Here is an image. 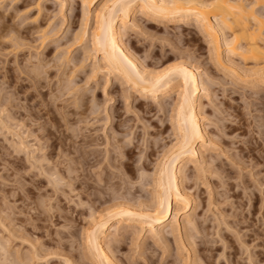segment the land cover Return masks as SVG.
<instances>
[{"label":"rangeland","instance_id":"374dc122","mask_svg":"<svg viewBox=\"0 0 264 264\" xmlns=\"http://www.w3.org/2000/svg\"><path fill=\"white\" fill-rule=\"evenodd\" d=\"M104 2L100 0L96 7ZM59 6V2L53 0L44 3V12L53 19L51 23H55L54 27L60 25V30L49 36L54 49L69 37L70 22L73 19L81 21L80 0H65L62 8ZM133 15L126 22L122 40L140 66L154 73L184 64L199 74L205 91L198 93V119L205 130V141L196 145L199 153L188 161L184 176H178L180 190L190 197L191 203L189 206L183 202L176 205V239L166 227L165 240L157 242L155 238L146 237V226L141 229L133 224L135 226L126 231L125 226L120 225L121 233L114 243L111 228L106 243L113 248L116 264H264V87L258 88L255 76H231L227 70L217 67L193 20L161 23L139 11ZM60 47L56 53L67 49ZM84 48L85 43L75 49L71 57L82 56ZM8 53L11 52L0 49V264H93L95 262L85 250L84 234L94 220L109 211H117L119 204L124 202L136 209H145L151 204L153 187L149 180L163 155H168L177 142V134L169 121L176 98L174 90L155 98L140 96L113 75L106 83L105 70L97 71L96 79L88 84L76 85L81 93L86 92L84 99L88 102L84 101L88 106L94 104L90 102L93 96L100 108L98 115L87 112L82 117L87 118L86 121L91 119L89 122L75 124L74 129L72 126L67 131L70 135L66 143L76 141L75 146L90 153L85 157L93 159L96 167L83 164L82 171L74 173L82 184L89 183L86 188L81 185L72 189L67 180L58 186L53 183L55 187H52L47 176L41 180L30 176L34 169L30 167L34 163L31 157L40 158L48 150L46 145L50 140L42 136L51 126L47 124V115L34 121L35 117L30 114L34 116L38 112L39 115L43 109H50L58 118L61 112L70 116L58 108L65 97L59 99L56 94L46 92L42 104H36L40 98H29L30 88H26L24 94V89L21 91L18 83H14L15 79L25 76L15 72L14 67V60L21 62L23 58L15 59ZM100 58L97 54L96 61ZM87 62L86 68L90 70L94 60ZM176 83L175 79L171 87ZM121 95L125 98L121 99ZM117 98L122 103L117 104ZM47 103H51L50 108ZM114 110L120 117L113 115ZM108 114L113 122L111 117L106 121ZM93 118H100V121H93ZM28 120L33 121L32 125ZM42 121L46 129L39 128ZM1 122L5 125L9 122L10 128L21 133L32 146L27 155L15 149L17 138L8 133ZM27 122L31 126H26ZM18 123L17 128L14 125ZM81 135L88 136L89 140H80ZM70 144L66 145V150L76 151L77 148L74 150ZM38 145L44 150H36L33 154L31 149H37ZM133 145L131 155H125L124 151ZM17 156L21 159L19 165L15 160ZM114 159L117 163L127 162L128 166L124 168L119 163L118 166Z\"/></svg>","mask_w":264,"mask_h":264},{"label":"bare ground","instance_id":"6f19581e","mask_svg":"<svg viewBox=\"0 0 264 264\" xmlns=\"http://www.w3.org/2000/svg\"><path fill=\"white\" fill-rule=\"evenodd\" d=\"M48 1L0 0V49H7L15 59L19 56L23 58L21 62L14 60L16 61V65H14L16 68L15 72H18L19 75L22 73L25 75L22 76L23 78L15 79L14 83H18L17 88L20 90L24 89L23 91L26 88H30L31 92L28 94V97L40 98V102L36 103L38 105L42 104L46 92L53 94V96L56 94V97L58 96L59 99L65 97L62 105H59L60 107L58 108L63 113L65 111L70 113V116H66V114L64 116L61 112L60 118H58L54 114V102L53 106L51 105L54 113L50 109H43L44 112L41 111L42 114L39 113L38 115V112H33L36 115L32 113L34 116H31L30 111L32 108L28 111L30 117H35L33 118L34 121L47 115L49 121L47 124L51 125V130H46V133L42 136H46L44 138H47V141L48 139L50 140L46 145L48 150L43 155H40V158L35 159L33 156V158L31 157V160L34 159V161L32 160L34 163L29 166H34V169L30 176H37L39 180L47 176L51 180L49 182L52 183V187H55L53 183L58 186L64 180L65 182L67 180L68 187L72 189L81 187V185L86 188L89 185V183L86 185L85 182L82 184L79 176L74 175V173L82 171L83 164L90 166V168L96 167L93 159L90 160V158L85 157L86 154L88 156L90 153H87L85 150L83 152L80 147V150H78L79 148L75 146L76 141L74 144L71 142L73 149L77 148L76 151L72 149V151H68L65 147L67 144H70L66 143V139L70 135L67 134V131L75 124L89 122L91 119L86 121L87 118H82L87 112L91 115H98L99 113L100 107L98 108L97 104H95L96 98L92 96L93 94L91 95L90 102L94 104L88 106L86 104L88 101L84 99L86 92H84V95L81 93V89V91L76 89V85L80 82L86 85L89 81L95 80L97 71H106V83L109 81L108 77L113 75L121 79L124 84L129 85L130 89L137 92L140 96L151 95V97L155 98L158 94L169 90H174L176 95L175 101L173 100L172 109L170 110L169 121H171L175 134H177V142H175L176 144L168 155H163L152 173V179L149 180L153 187V193L149 200L152 206L149 208L150 204L145 209H136L123 201L124 203L119 204L117 211L111 213L109 211L105 216L94 220L88 230L85 231L84 246L95 262L93 264H116L113 248L111 249L109 247L110 244L106 243L107 233L111 228L114 230V243L117 242L115 238L120 236V225L125 226V231L132 229L135 225H138L141 229L146 226V237L155 238L157 242L165 240L164 229L166 227L170 228L169 233H172L173 236L175 232H178L176 205L183 202L185 206H189L191 203L190 197L183 194L180 190L178 176H184L187 164H189L188 161H191V158L199 153L197 152L196 145L205 141V130L199 122L200 119H198L200 117L198 114L200 101L198 93L201 90L205 91L199 74L196 70L184 64L174 65L175 67L173 66L172 68H164L165 70L162 72H147L137 63L135 56L128 52L127 46L123 43L122 36L125 33L126 22L131 20V17H134L133 14H136L138 11L161 23L188 21L191 19L198 30L197 33L201 34L206 40L209 47V50H207L209 51L210 59L217 67L219 66L223 70H227L232 74L231 76L242 78L255 76L258 88H262L264 87V0H105L99 8L96 6L100 0H80L81 21L78 23L73 19L70 22L69 29H71V32L69 37L64 38L63 44L56 45L55 49L54 45H51L53 40L49 39V36L57 33L60 30V25L54 27L55 23H51L52 17L44 12V3ZM53 1L59 2V7L62 8L65 0ZM260 8L263 11L258 12ZM84 43L83 55L71 57L72 52ZM60 46H66L67 49L64 52L56 53L58 51L56 49ZM10 54L8 53V55ZM97 54H100L101 58L96 61ZM234 57L238 58L241 62L237 63L235 59L234 61ZM89 59L94 60L90 70L86 68V63H88ZM175 79L177 83L171 87V83ZM104 90L103 86V92ZM118 98L115 99L116 103H122ZM50 104L47 105L49 108ZM82 107L85 108L84 111L80 110ZM59 109L57 110L59 111ZM113 112V115L115 114L116 117H120V113L115 110ZM30 117H27V119H30ZM110 117L111 115L109 116L108 114L105 118L106 121L112 118L110 121L113 122V117ZM97 118H93L92 120L96 119L95 121H100V118ZM21 120L23 121L22 118ZM32 122L29 121L30 124ZM8 123L6 122L7 125L2 123L3 126H1L17 138V142L15 141L17 148L15 146L14 148L21 153L30 152L28 148L32 146L27 144L24 136L20 135L21 133L14 132ZM25 125L31 126L32 124L28 125L27 122ZM38 125L39 128L46 129L44 122L42 125ZM14 126L18 128L20 123ZM81 136L80 140L82 141L88 137L85 135ZM87 139L89 140V138ZM38 143L41 142L38 141ZM36 147L37 149H33V151L31 149L33 154L36 150L39 152L44 150L42 146L38 145ZM133 147L135 145L125 151L123 150L124 154L130 156L134 149ZM19 151L18 154H20ZM76 153L80 155L77 156ZM186 158L187 160H185ZM15 160L19 165L21 159L17 156ZM116 160L114 159V162ZM121 161H118L121 167L125 168L128 166L127 162ZM113 164L115 165V163ZM177 235H175V239ZM86 256L89 257L88 255ZM87 257H85L86 260ZM35 258L39 259V257Z\"/></svg>","mask_w":264,"mask_h":264}]
</instances>
